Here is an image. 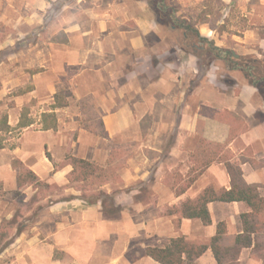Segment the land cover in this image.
<instances>
[{
    "label": "crops",
    "instance_id": "0c3cea01",
    "mask_svg": "<svg viewBox=\"0 0 264 264\" xmlns=\"http://www.w3.org/2000/svg\"><path fill=\"white\" fill-rule=\"evenodd\" d=\"M222 1L227 28L203 23L200 33L237 56L264 57V0ZM220 69L217 60L202 69L149 0H0V111L12 127L24 107L33 120L0 131L1 194L19 188L23 164L64 195L40 200L16 243L29 241L38 264L55 263L57 249L76 264H160L149 246L210 241L222 221L228 235L243 233L245 201L209 202L208 225L177 211L208 186L231 189L229 162L264 196V96L241 70ZM57 96L68 104L55 106ZM47 112L57 128L44 129ZM68 154L125 160L102 186L105 209L80 197ZM37 190L27 187V199ZM2 199L0 220L14 217ZM254 246L238 264H264V245ZM196 264L219 263L209 248Z\"/></svg>",
    "mask_w": 264,
    "mask_h": 264
},
{
    "label": "trees",
    "instance_id": "16d2710c",
    "mask_svg": "<svg viewBox=\"0 0 264 264\" xmlns=\"http://www.w3.org/2000/svg\"><path fill=\"white\" fill-rule=\"evenodd\" d=\"M165 1L149 0L157 13L159 23L176 27L179 31L181 46L200 59L202 69L210 67L217 59L222 58L229 69L241 70L249 82L258 87L264 96V57L255 54L236 56L232 50L216 46L214 40L203 36L198 29V25L203 23H209L212 28L219 27V31L227 28V20L224 24L218 25L223 17V9L227 7L222 0H203V8L196 17L178 15L179 9L169 6ZM67 104L68 101H61L59 96L56 97L55 106ZM28 115L29 108L24 107L18 126L12 127L8 122V113L0 112V131L8 133L30 125L33 120ZM42 121L44 129L57 128L55 112L44 113ZM2 147L4 144L0 137V148ZM67 157L73 165L68 178L70 181L81 183L80 197L90 203L101 198L105 209V202L111 200V197L102 190V186L108 183L115 174H119L117 169L125 163V160H120L116 164L109 160L108 164L103 166L72 154H68ZM21 169L18 175L20 187L25 184L45 185L44 181L23 164ZM228 169L232 178L231 189L216 190L213 186H208L197 198L185 201L182 208L177 211L182 217L200 218L205 225H208L212 223L208 209L209 202L216 200L245 201L251 211L242 214L244 232L232 237L228 235L226 222L222 221L218 223L217 233L210 241H195L188 239L185 235H180L172 238L165 247L149 246L146 249L149 256L160 264H196L197 259L211 248L219 264H238L240 252L244 247L255 244L254 247L258 248L264 245V196L259 190V185L248 184L238 164L229 162ZM73 197L75 196L71 195L68 198ZM106 213L113 215L109 210ZM253 234H255V239Z\"/></svg>",
    "mask_w": 264,
    "mask_h": 264
},
{
    "label": "rangeland",
    "instance_id": "374dc122",
    "mask_svg": "<svg viewBox=\"0 0 264 264\" xmlns=\"http://www.w3.org/2000/svg\"><path fill=\"white\" fill-rule=\"evenodd\" d=\"M165 2L171 7H177L179 11L183 10V15L188 17H195V15H197V13H199L203 8V1L201 0H166ZM165 25L169 26V24ZM217 64L221 66L220 70L223 74H227L228 72L232 73L234 70H239L229 69L222 58L217 59ZM123 165H120L119 167H122ZM71 182L75 183L77 188H81V184L79 182ZM29 186L38 188V190L35 196L27 199V194L24 190H26V188ZM1 190L2 188H0V198H3L2 200L4 201L1 203V206L4 205L8 207L11 204L13 207H15L17 213L14 217L6 218L3 216L2 220H0V264H38L37 260L32 257V244L29 243V241L16 243L15 238L16 235L22 230L29 229L27 225L36 220L35 216L39 201L53 193L55 195L50 197L51 199L58 198V196L62 197L64 196L62 193H60L62 190L60 187H55L52 185L50 186L46 183L45 185L43 184L39 186L25 184L21 187L19 186L17 190L11 192L10 194H1ZM39 205H41V203ZM32 210H35V214L31 213ZM65 255L66 254L64 252L57 249L54 258L55 263L52 264H76L74 260L68 258Z\"/></svg>",
    "mask_w": 264,
    "mask_h": 264
},
{
    "label": "water",
    "instance_id": "95a60500",
    "mask_svg": "<svg viewBox=\"0 0 264 264\" xmlns=\"http://www.w3.org/2000/svg\"><path fill=\"white\" fill-rule=\"evenodd\" d=\"M236 55V54H235ZM237 56V55H236Z\"/></svg>",
    "mask_w": 264,
    "mask_h": 264
}]
</instances>
